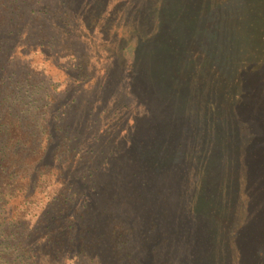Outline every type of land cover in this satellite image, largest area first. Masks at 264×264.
<instances>
[{"label":"trees","instance_id":"1","mask_svg":"<svg viewBox=\"0 0 264 264\" xmlns=\"http://www.w3.org/2000/svg\"><path fill=\"white\" fill-rule=\"evenodd\" d=\"M109 1L0 0V264H264V80L224 78L264 52V5L143 0L128 72L147 107L118 135L97 111L131 87L112 60L89 74L80 39L110 32ZM32 47L68 56L63 88ZM44 180L36 218L15 211Z\"/></svg>","mask_w":264,"mask_h":264},{"label":"rangeland","instance_id":"2","mask_svg":"<svg viewBox=\"0 0 264 264\" xmlns=\"http://www.w3.org/2000/svg\"><path fill=\"white\" fill-rule=\"evenodd\" d=\"M156 0H154L155 2ZM261 2L260 5H264L263 0H246L247 4L252 2ZM139 8H144L143 0H110L107 3V11L103 12L104 15L111 14V27L110 32H105L104 30L97 27L95 32L84 33L80 36V39L86 43V46L89 48V56L87 57V62L89 68V74L93 76H97L99 79L104 74L105 66L112 60L117 62L123 72L120 71V78H125L126 81L122 82V91L127 89V85H130V90L128 91V96L126 97V106H121L116 111L115 109L118 107L116 105L115 94L109 97L108 105L112 107L110 111H106V105L102 104L101 109L97 111V128H108L110 129L112 126H115V130L118 135H123L125 133L131 132V125L141 119L143 116L139 114L143 113L145 102L143 101V91L141 90L139 84L137 87H133L130 83H140L143 84L144 81H138L139 79L135 78L134 75L129 70V60L133 56L134 51V34H129L130 32V23H133L136 20L135 13H137ZM264 10V9H263ZM109 11V12H108ZM133 17V18H132ZM131 19V20H130ZM245 23H242L238 29L242 28ZM122 29H129L124 31ZM244 29L242 28L239 31L240 35L244 33ZM132 31V30H131ZM124 33V34H123ZM117 34L125 36L119 37ZM140 51V47L137 49ZM256 53L257 58L250 62L242 60L241 57L238 58L239 63H235L236 69L233 71L232 75L225 74V80L228 78H233L241 81L244 78L245 82L256 81V83L264 80V52L254 51ZM23 55L26 57V60L29 61L30 67H32L35 73L39 77H43L45 79V83L47 82V86H51L53 89H61L64 85L72 79V76H67V74L62 71L63 67L66 66V62L68 56L62 54L60 58H56V56L49 54L47 50H37L34 47L31 49L26 48L22 50ZM239 53V52H238ZM234 55V53L232 52ZM21 56V52H19ZM115 55L120 59H115ZM263 59V60H261ZM58 63V64H57ZM238 67V69H237ZM240 67L244 71V76H241ZM62 68V70H61ZM67 76V78H66ZM217 78V77H216ZM218 78L223 79L222 73L218 75ZM217 78V79H218ZM232 80V81H233ZM145 85H148L145 82ZM150 88H147L149 90ZM147 97H148V91ZM144 91V92H145ZM45 96L41 91L39 94L35 95V97ZM100 101L99 98L93 97L92 105H96ZM103 101V100H102ZM147 107V104L146 106ZM141 112V113H138ZM120 118V119H119ZM119 119V120H118ZM158 179H165L162 175L161 177H157ZM168 180V178H166ZM152 189H154L153 185H150ZM56 187L53 185H48L47 181L44 180L43 183L40 182L38 184V191L35 197H33L30 201L25 202L24 205L19 203V199L17 198L12 204H17L15 211H24L27 218H31L32 220L36 218L37 214L40 211V208L48 199V190L53 191ZM182 237V231L180 232V240Z\"/></svg>","mask_w":264,"mask_h":264}]
</instances>
